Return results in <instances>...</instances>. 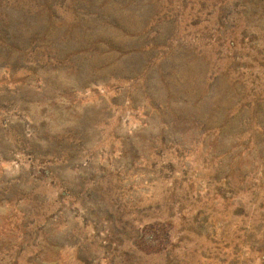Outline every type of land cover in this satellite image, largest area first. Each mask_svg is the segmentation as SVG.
Segmentation results:
<instances>
[{"label": "rangeland", "instance_id": "374dc122", "mask_svg": "<svg viewBox=\"0 0 264 264\" xmlns=\"http://www.w3.org/2000/svg\"><path fill=\"white\" fill-rule=\"evenodd\" d=\"M0 264H264V0H0Z\"/></svg>", "mask_w": 264, "mask_h": 264}]
</instances>
